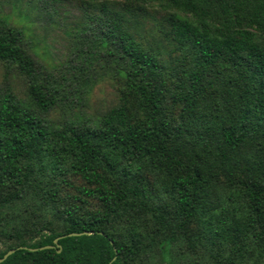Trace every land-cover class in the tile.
Returning <instances> with one entry per match:
<instances>
[{
	"label": "trees",
	"instance_id": "16d2710c",
	"mask_svg": "<svg viewBox=\"0 0 264 264\" xmlns=\"http://www.w3.org/2000/svg\"><path fill=\"white\" fill-rule=\"evenodd\" d=\"M81 1L56 71L0 21V264H264V0H124L164 15L156 47Z\"/></svg>",
	"mask_w": 264,
	"mask_h": 264
},
{
	"label": "rangeland",
	"instance_id": "374dc122",
	"mask_svg": "<svg viewBox=\"0 0 264 264\" xmlns=\"http://www.w3.org/2000/svg\"><path fill=\"white\" fill-rule=\"evenodd\" d=\"M109 2L113 8L127 13L134 32L138 33L146 46L165 45L160 29L164 15L159 9L148 7L145 12L132 15L124 0ZM0 21L22 29L27 50L47 68L56 71L67 63L76 50L78 32L85 25L86 18L81 0H0ZM3 74L4 66L0 63V81ZM12 80L18 91L25 90L26 80L17 71H14ZM117 102L118 87L107 78L94 88L88 111L90 114H100ZM74 181L76 185H82L81 180Z\"/></svg>",
	"mask_w": 264,
	"mask_h": 264
},
{
	"label": "water",
	"instance_id": "95a60500",
	"mask_svg": "<svg viewBox=\"0 0 264 264\" xmlns=\"http://www.w3.org/2000/svg\"><path fill=\"white\" fill-rule=\"evenodd\" d=\"M86 234H91V233H86ZM75 235H79V234H69V236H75ZM58 240H59V238L55 240V243H57ZM48 248H52V246H47V247H43V248H39V249H48ZM19 249H27V248L26 247H20ZM29 250L30 251H36L38 249H29ZM14 252H15V250H11L7 254H5V256L2 259H0V263L3 262L8 256L13 254ZM109 264H111V263H109Z\"/></svg>",
	"mask_w": 264,
	"mask_h": 264
}]
</instances>
